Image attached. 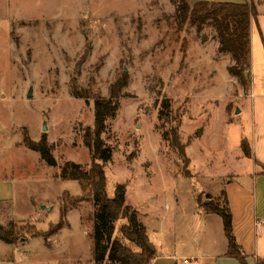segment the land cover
<instances>
[{
  "label": "rangeland",
  "instance_id": "374dc122",
  "mask_svg": "<svg viewBox=\"0 0 264 264\" xmlns=\"http://www.w3.org/2000/svg\"><path fill=\"white\" fill-rule=\"evenodd\" d=\"M179 3L0 0V181L9 180L13 196L0 201V225L45 230L66 209V224L55 236L43 241L37 231L0 250V260L94 264L91 201L76 202L83 196L79 185L58 173L67 161L89 168L82 136L93 129L94 100L112 96L118 108L101 136L112 150L104 165L107 197L123 185L127 217L135 215L149 243H170L161 253L174 250L178 264L197 262L189 258L194 244L204 242L197 209L222 206L228 180L243 183L260 169L242 155L239 142L259 139L252 105L258 111L264 94L263 100L250 96L264 92V43L254 34L252 90H243L226 70L232 60L217 51L213 27L199 32L182 22ZM163 98L170 109L159 119ZM42 136L55 167L23 144ZM127 217L115 221L112 239L139 254L120 233Z\"/></svg>",
  "mask_w": 264,
  "mask_h": 264
},
{
  "label": "trees",
  "instance_id": "16d2710c",
  "mask_svg": "<svg viewBox=\"0 0 264 264\" xmlns=\"http://www.w3.org/2000/svg\"><path fill=\"white\" fill-rule=\"evenodd\" d=\"M181 21H188L200 32L205 25L213 27L218 43L217 51L228 54L232 64L226 68L238 85L246 90L250 86V22L256 21V6L252 2L228 3V2H197L190 5L186 0H180L177 7ZM74 97L81 96L73 92ZM118 108L116 98H97L94 100V123L93 129L87 128L82 136L83 145L91 155V164L86 170L80 164L71 161L65 162L58 173L59 179L63 181H75L83 196L77 200L91 201L92 229L90 237L92 240V261L94 264H149L154 257V248L148 241L144 227L137 222L135 215L127 217L125 207L123 185L115 188L112 198H108L105 192L106 178L104 165L111 160L112 150L105 146L102 134L106 128V122L115 117ZM170 109V102L163 98L160 102L158 118L167 116ZM176 148L182 157L184 149L175 142ZM24 146L39 154L40 159L49 167L56 166V160L51 154V147L47 144L44 136L38 142L23 139ZM242 155L251 158L252 154L248 143L242 140L239 145ZM189 160L184 159L188 165ZM223 205L219 202H209L200 206L207 214H214L221 218L224 236L227 240V252L225 256L235 258L240 264L245 263V256L237 245L232 232V218L229 210L225 192L222 190ZM75 202V203H76ZM197 202V199H196ZM66 209H64L62 220L48 227L45 230L36 229L42 232L40 237L43 241L55 236L66 224L63 221ZM121 215L128 218L125 225L121 226L120 233L126 240L140 248L139 254L132 253L128 248L122 246L121 242L112 239L114 223ZM33 226H17L9 223L6 226L0 225V242L6 245L24 243L27 236H39ZM255 264H264V258L256 261Z\"/></svg>",
  "mask_w": 264,
  "mask_h": 264
},
{
  "label": "crops",
  "instance_id": "0c3cea01",
  "mask_svg": "<svg viewBox=\"0 0 264 264\" xmlns=\"http://www.w3.org/2000/svg\"><path fill=\"white\" fill-rule=\"evenodd\" d=\"M190 5L205 2H228L245 3L252 2L256 6V21L250 22V74L253 67L252 61V41L257 32L264 43V0H186ZM255 32V33H254ZM256 42V41H255ZM251 85V84H250ZM252 90L251 86L248 88ZM263 94L252 95L251 98L263 100ZM254 107V108H253ZM252 105V120L255 131L259 139L249 141L246 137L242 138L248 143L252 157L260 169L253 168L251 176L245 178L243 183L234 184V179L228 180L225 196L228 202L232 218V232L237 245L245 256L246 264H255L257 260L264 258V159L259 155L264 154V101L258 102V111ZM263 112V113H262ZM262 115V117H261ZM262 139V140H260ZM239 142V143H240ZM256 149L259 151L257 152ZM248 176V175H247ZM246 176V177H247ZM244 178V177H243ZM247 184V185H246ZM9 180L0 181V201L12 200V190ZM198 215L204 221L203 246L195 245L190 259L196 260L195 264H240L235 258L225 256L227 252V240L223 233L221 218L214 214H207L203 209H197ZM147 228V227H146ZM148 233V230H146ZM149 239V238H148ZM154 248V257L149 264H178L174 262L175 251L161 253L164 248L172 247L170 243L159 241L151 243ZM11 245L0 242V250L7 252ZM185 261V262H184ZM11 262V261H10ZM6 260H0V264H9ZM182 264H186V259H181Z\"/></svg>",
  "mask_w": 264,
  "mask_h": 264
},
{
  "label": "water",
  "instance_id": "95a60500",
  "mask_svg": "<svg viewBox=\"0 0 264 264\" xmlns=\"http://www.w3.org/2000/svg\"><path fill=\"white\" fill-rule=\"evenodd\" d=\"M27 96H28V97L31 96V90L28 91ZM43 129H45V128L43 127ZM43 208H44V207L42 206L41 209H43Z\"/></svg>",
  "mask_w": 264,
  "mask_h": 264
},
{
  "label": "built area",
  "instance_id": "2783aa9c",
  "mask_svg": "<svg viewBox=\"0 0 264 264\" xmlns=\"http://www.w3.org/2000/svg\"><path fill=\"white\" fill-rule=\"evenodd\" d=\"M185 262V261H184Z\"/></svg>",
  "mask_w": 264,
  "mask_h": 264
}]
</instances>
